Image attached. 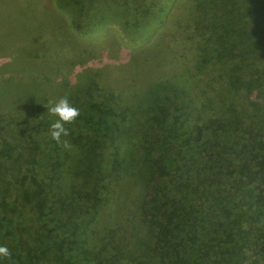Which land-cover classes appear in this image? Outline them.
<instances>
[{"label":"trees","instance_id":"16d2710c","mask_svg":"<svg viewBox=\"0 0 264 264\" xmlns=\"http://www.w3.org/2000/svg\"><path fill=\"white\" fill-rule=\"evenodd\" d=\"M55 6L61 52L30 54L44 93L0 107L2 264H264V0ZM111 21L144 42L126 78L89 65L119 57L82 38ZM62 98L79 115L58 142Z\"/></svg>","mask_w":264,"mask_h":264},{"label":"rangeland","instance_id":"374dc122","mask_svg":"<svg viewBox=\"0 0 264 264\" xmlns=\"http://www.w3.org/2000/svg\"><path fill=\"white\" fill-rule=\"evenodd\" d=\"M46 1L0 0V107L31 105L46 89L41 81L46 75L42 72L45 64L44 59L30 54L36 51L43 58H50L51 64L54 62V56L58 55L55 52L60 50L57 45L52 46V42L57 40V34L54 33L57 28V21L52 15L55 11L63 14L56 8L55 0ZM48 6H51L53 10L49 9ZM44 33H48L44 44H42L44 41L40 44L34 41L37 38L42 39ZM104 37L113 40L111 41L114 42L113 45L118 44L121 50L119 57L113 59L112 45L110 46L108 43L109 45L101 52V58L98 56V51V55L88 59L89 65L101 66L107 63L109 67H114L108 69V71L113 72V76L117 73L120 78H126L128 75L127 70H121L120 68L126 61V53L129 49L139 47L144 42L139 38H132L131 34L125 32L123 26L115 21L106 23L101 30L82 38L86 44L90 43L92 46H96L105 44L102 41ZM84 47H80V50ZM64 52H66L65 47ZM116 52L118 53V49ZM53 53L55 54L53 55ZM67 55L74 59L70 51ZM84 66L85 64L76 63L72 65L74 73L77 74L76 71L83 69ZM54 71L56 69L47 70L48 73ZM52 95H56L54 85Z\"/></svg>","mask_w":264,"mask_h":264},{"label":"clouds","instance_id":"9594fccd","mask_svg":"<svg viewBox=\"0 0 264 264\" xmlns=\"http://www.w3.org/2000/svg\"><path fill=\"white\" fill-rule=\"evenodd\" d=\"M47 110L50 114L56 117V120L49 126L50 136L53 140L59 142L62 134L67 135V130L65 129L64 124L74 121L79 115V110L71 105L66 98L60 99ZM8 256V248L0 245V264H2L3 258Z\"/></svg>","mask_w":264,"mask_h":264}]
</instances>
